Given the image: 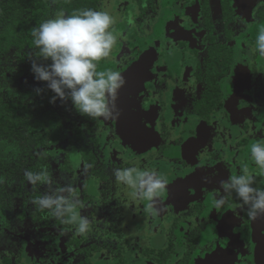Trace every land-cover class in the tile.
I'll return each mask as SVG.
<instances>
[{
	"label": "flooded vegetation",
	"instance_id": "af4514ba",
	"mask_svg": "<svg viewBox=\"0 0 264 264\" xmlns=\"http://www.w3.org/2000/svg\"><path fill=\"white\" fill-rule=\"evenodd\" d=\"M101 10L117 21L97 70L125 80L118 117L93 120L69 99L63 139L46 147L54 181L74 184L91 230L78 236L47 210L44 228L24 219L45 243L38 264H264V217L250 220L235 198L215 206L221 182L243 168L264 187L250 151L264 142V56L252 51L264 0H100ZM57 144L58 171L47 149ZM133 166L167 178L151 209L112 176ZM32 255L0 260L37 264Z\"/></svg>",
	"mask_w": 264,
	"mask_h": 264
},
{
	"label": "clouds",
	"instance_id": "9594fccd",
	"mask_svg": "<svg viewBox=\"0 0 264 264\" xmlns=\"http://www.w3.org/2000/svg\"><path fill=\"white\" fill-rule=\"evenodd\" d=\"M117 23L108 11L92 9L77 10L66 14L59 10L53 18L46 19L31 30L35 59L32 72L37 81L47 82L57 99L71 100L75 109L93 120L105 121L118 117L116 100L125 80L118 70L98 71V63L110 57L117 43L114 25ZM253 52L264 56V30L258 34ZM31 58V57H30ZM51 61L41 64L37 61ZM37 89V93H40ZM251 159L258 169L264 170V142L251 145ZM117 187L130 194L133 201H148L151 209L154 202L165 191L167 178L152 169L118 167L112 171ZM25 180L36 185H46L47 191L32 200L40 210H47L60 225H71L78 236L91 230L92 221L76 211L85 205L79 199L74 184L66 177L64 183L54 181L47 168L26 171ZM215 206L228 205L235 198L238 207L247 217L255 221L264 217V187L256 186V178L243 168L238 175H232L221 182Z\"/></svg>",
	"mask_w": 264,
	"mask_h": 264
},
{
	"label": "trees",
	"instance_id": "16d2710c",
	"mask_svg": "<svg viewBox=\"0 0 264 264\" xmlns=\"http://www.w3.org/2000/svg\"><path fill=\"white\" fill-rule=\"evenodd\" d=\"M100 0H0V58L15 53L21 60L33 56L31 30L54 14L63 10L71 14L77 10H95ZM39 63L47 61L39 60ZM55 94L48 88L44 89L45 102L37 107L31 99L6 98L0 88V139L23 141L20 163L8 167L6 181L0 184V208H11L17 203L15 217L23 221L29 218L34 225L44 228L46 210H40L32 204V200L46 192V185L28 183L24 178L26 171H39L47 168L48 154L46 147L61 137L64 132L61 107L55 108L50 102ZM63 139V137H61ZM60 138V139H61ZM40 152V153H38ZM10 221L5 222L8 227ZM0 264H12V260L3 258Z\"/></svg>",
	"mask_w": 264,
	"mask_h": 264
},
{
	"label": "rangeland",
	"instance_id": "374dc122",
	"mask_svg": "<svg viewBox=\"0 0 264 264\" xmlns=\"http://www.w3.org/2000/svg\"><path fill=\"white\" fill-rule=\"evenodd\" d=\"M32 57L30 58L29 55L23 61L14 52L8 56L1 57L0 88L3 95L8 99L29 98L34 102L35 106L40 107L45 102L44 89L47 86V82L35 79L32 72ZM50 63L51 61H47L44 64ZM37 89L41 90L40 93H37ZM53 106L55 108L68 107V104L66 101L57 99ZM22 146L23 141L20 139L14 141L0 139V184L7 180L3 175L6 173L7 168L20 163ZM47 149L54 152V166L56 171H58L57 167L62 161V144H57L53 148ZM58 175L56 174V179L62 181L58 178ZM17 208V203L11 208L8 206L0 208V258L8 256L11 259H15L18 257V253L23 251L26 259L29 257V253H32L38 264L41 257L45 256V243L36 237L37 235L34 231L37 228L34 225L28 221L20 223L17 220L15 217ZM8 221H10L9 226L5 227L4 223ZM22 258L24 259V257Z\"/></svg>",
	"mask_w": 264,
	"mask_h": 264
}]
</instances>
